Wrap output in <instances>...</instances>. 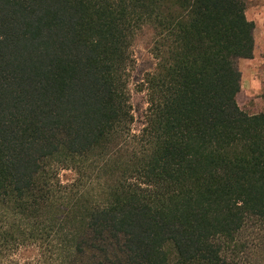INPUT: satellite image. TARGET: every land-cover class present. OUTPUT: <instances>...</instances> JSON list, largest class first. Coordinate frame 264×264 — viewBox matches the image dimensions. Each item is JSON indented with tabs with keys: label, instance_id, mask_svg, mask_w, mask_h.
<instances>
[{
	"label": "trees",
	"instance_id": "1",
	"mask_svg": "<svg viewBox=\"0 0 264 264\" xmlns=\"http://www.w3.org/2000/svg\"><path fill=\"white\" fill-rule=\"evenodd\" d=\"M253 31L245 0H0V264H264Z\"/></svg>",
	"mask_w": 264,
	"mask_h": 264
},
{
	"label": "rangeland",
	"instance_id": "2",
	"mask_svg": "<svg viewBox=\"0 0 264 264\" xmlns=\"http://www.w3.org/2000/svg\"><path fill=\"white\" fill-rule=\"evenodd\" d=\"M245 16L254 23V50L249 59L240 58L237 66L240 71V90L236 96L239 107L252 114L264 112V0H245ZM153 30L146 26L138 32L132 43L134 63L130 71L128 90L133 116L131 132L137 134L144 122L146 96L140 90L141 81L147 72L154 68L155 59L151 54ZM64 179L72 173L61 172Z\"/></svg>",
	"mask_w": 264,
	"mask_h": 264
}]
</instances>
